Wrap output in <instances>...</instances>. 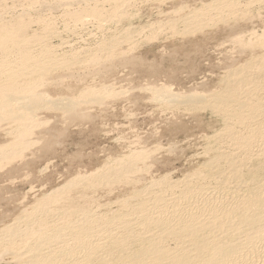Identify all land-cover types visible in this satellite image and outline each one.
I'll return each mask as SVG.
<instances>
[{
    "label": "rangeland",
    "instance_id": "obj_1",
    "mask_svg": "<svg viewBox=\"0 0 264 264\" xmlns=\"http://www.w3.org/2000/svg\"><path fill=\"white\" fill-rule=\"evenodd\" d=\"M219 2L0 0V25L10 32L18 18L25 23L21 36L8 41H14L6 46L9 50L0 47V60L16 64L20 51L35 57L52 52L51 57L44 53L41 71L23 65L24 76H29L23 80L32 84L22 78L15 84L22 89L28 83L51 100L70 97L78 102V114L70 118L61 110L39 107L36 117L26 119L27 130L33 132L26 135L30 143L21 149L13 146L16 155L0 161L1 264H23L32 254L26 247L28 236L17 232L14 241L13 229L47 232L71 219L80 224L85 216L93 225L97 220L108 223L148 196L156 182L200 173L219 120L205 106L157 101L148 87L157 82L175 92L209 94L236 58L242 63L252 53H264V0H233L231 6L223 5L227 8ZM202 4L212 5L207 16L192 18ZM15 125L0 121V147L19 141ZM101 174L109 176L104 180ZM7 226L12 229L5 236Z\"/></svg>",
    "mask_w": 264,
    "mask_h": 264
},
{
    "label": "bare ground",
    "instance_id": "obj_2",
    "mask_svg": "<svg viewBox=\"0 0 264 264\" xmlns=\"http://www.w3.org/2000/svg\"><path fill=\"white\" fill-rule=\"evenodd\" d=\"M219 1L222 4H218L219 6L229 7L235 3L233 0ZM210 6L212 5L206 4L204 7L197 8L192 11L190 16L198 19V17L206 15L205 11ZM18 19L10 32L3 23L0 25V47L7 48L14 42L8 43L9 40L21 36L25 29V23L20 18ZM19 49L16 51L17 54ZM21 49L25 51V49ZM4 51L6 52V50ZM44 53H41V57H35L29 51H20L19 61L16 64H12L14 62L9 60H0V121H15L14 131L19 140L16 142L15 138V143L11 144L12 147L8 145L0 147V161L8 159L14 153L16 155L17 149L15 150L13 146L21 149L22 146L30 143L31 140L26 135L28 132L33 133L32 129L29 128L31 131L27 130L32 119L28 118L36 117L35 113L39 107L46 106L50 109L61 110L66 118L78 114L76 111L77 101L70 97L51 100L44 91H33L32 85H29L32 84L31 81L23 80L29 78V76H24L27 73L23 69L24 64L35 71L45 68V60L42 59ZM245 53L244 55H246ZM50 54L45 53L47 57ZM237 61L236 58L235 63L225 70L224 75L219 79L220 85L209 94L202 93L200 90L201 93H197L198 91L195 92L194 89L175 92L171 85L157 84V82L148 87L153 94L152 97L157 101H167L166 104L183 102L190 107L205 106L210 108L212 115L219 120V128L211 136L214 145L211 144L208 147V152H206L209 157L204 161V166L197 176H190V178L174 182H160L161 184L156 182L148 188V196L140 197L130 208L118 214L108 223L101 224L100 222L103 221L101 219L100 224L97 220V225H93L90 224L91 220L83 215L84 220L80 219L82 220L80 224L71 219L64 226H62L64 223L60 227L59 224L58 227L54 224L52 227L49 225L52 229L47 232L45 231L47 229H39L38 233L33 230V232H27L29 230L26 228L27 231L21 233L20 230L18 231L19 228L13 229L10 233L13 239L14 235L18 238L17 232L20 233L19 236H28L30 241L27 243L29 245H26V242L22 243L30 251L33 250L32 254L22 263L264 264V53H252L246 61L244 60L245 62L241 63L239 60V64H236ZM56 62L54 63L56 64ZM42 77L40 78L42 79ZM18 79L29 82V84L22 86L20 82L21 89L16 85L17 81L19 82ZM36 82L39 84L38 80ZM90 100L94 99L90 97L88 101ZM30 126L32 127V124ZM10 127H8V132H11L9 131ZM116 172L118 173L117 170ZM107 176L109 174L104 177ZM104 177L102 175L100 178L104 179ZM89 217L92 218V216ZM10 228L7 226L6 230L2 229L1 231L5 235L8 230L12 229ZM66 228H70V230ZM11 236H8L10 237L9 241L13 240ZM2 254H0V262L3 259ZM19 255H17L18 258H20Z\"/></svg>",
    "mask_w": 264,
    "mask_h": 264
}]
</instances>
